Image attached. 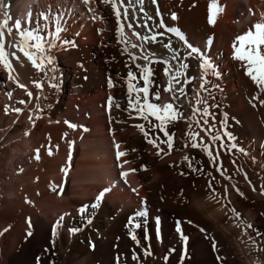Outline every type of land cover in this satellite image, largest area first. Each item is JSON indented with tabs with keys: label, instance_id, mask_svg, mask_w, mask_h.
I'll list each match as a JSON object with an SVG mask.
<instances>
[{
	"label": "bare ground",
	"instance_id": "6f19581e",
	"mask_svg": "<svg viewBox=\"0 0 264 264\" xmlns=\"http://www.w3.org/2000/svg\"><path fill=\"white\" fill-rule=\"evenodd\" d=\"M40 1L39 4L36 0H3L7 7H0V21L4 19L5 11L12 17L9 26L13 25L16 19H21L25 21L22 27H27L29 12L33 13V22L40 12H45L50 17L63 14L60 26L64 29L60 34L61 40L56 41V47L48 50V54L53 58V63L48 65V68L53 70L45 69L48 72L49 84L55 83L57 87L50 86L44 95H39L43 88L33 83L35 76H40L43 72L33 67L21 52L17 51L19 60L12 59L15 69L12 75L20 84L26 85L27 91L33 94L31 97L27 96L24 88L9 79L5 67H0V130L3 128L0 131V146L7 143V148L20 150L17 154L22 151L24 159L31 161L28 165L23 162L22 167L18 168V164L22 163L19 158L23 157L13 154V157H9L15 156L16 159H10V165L5 167L7 153L0 151V191L3 194L0 227L11 225L12 229L9 228L11 230L6 236L15 238V243L12 241L10 244L13 251L11 256H8L10 263L248 264L241 259L242 250L248 247V243H244L246 247L243 243L238 246L234 234L225 229V225L232 224L236 230L237 223L243 228L248 223L259 224L258 221H262V224L264 221V104L253 99L259 95L260 100H264V92H260L245 74L243 62L233 58L232 47L236 38L233 33L235 26L232 27V4L241 6L246 5V2L217 0L223 11L214 13L215 23H209L211 0H157L156 4L145 0L144 8L149 15L155 17L158 6L165 24L178 27L190 43L205 51L220 74L217 77L209 72V82L205 85L209 91L200 90L202 70L197 67L199 61L188 58L186 62L190 67L187 75L196 78L190 84H184V77H180L181 84L176 87H184L187 94L177 102L183 118L168 126L170 133H175L172 150L169 151L166 144L157 140L159 149L164 150L157 155L159 149L148 143L141 131L134 127L136 124H144L147 129L148 121L133 118L135 113L129 115V112L125 111L127 89L124 77L129 70L128 66H132L129 52L139 57L154 51L157 55L150 56V60L167 58L172 66L176 67L178 61L171 60L172 52L164 49L161 44H148L145 46L146 50L133 49L131 44H143V41L134 36L126 24L125 33L129 42H118L115 31L116 18L110 7L100 0H95L94 3L90 0L88 6H85L82 0H44L43 4ZM247 1L252 10L251 5L256 6V0ZM89 7L94 11L89 12ZM138 9L137 5L136 15L139 22L143 23V14L139 13ZM259 11L264 17V7L258 6L253 12V24L260 21ZM131 12L130 9V16ZM173 12L177 15L176 20L171 18ZM93 16L97 18L93 20ZM101 16L103 19L99 18ZM159 19L160 17H155L148 22L154 32L163 31L156 28ZM47 23V31L50 32L54 22L50 19ZM136 31L148 34L144 28H136ZM62 36H68L67 41L70 43H61ZM5 37L6 50L10 56L16 49L8 48L7 44L18 39V36L15 31L11 36L5 31ZM210 37L212 43L207 45ZM169 38L173 40L174 47L183 48L182 42L171 33H166L162 39L167 42ZM124 48H127L128 52H124ZM186 51L183 50L181 55ZM136 62L145 63L140 59ZM153 67L155 83L151 85V89L153 92L159 91L161 99L156 101L151 95L149 99L158 104L172 102V94L163 90L168 81L163 71L165 65L156 63ZM133 71L138 70L133 66ZM53 76L55 80H51ZM109 78L112 79L114 87H109ZM140 83L142 85L143 82ZM213 85L219 87H212ZM193 86L195 91L192 90ZM106 88L120 98L117 101L114 99L111 109L108 107V97L103 96ZM85 99H100V109L97 107L100 112L113 109L112 124L108 126L107 117L100 115L98 118L102 128L101 135L106 141L101 145L98 143L99 148L98 145L96 147L97 151L99 150L96 158L100 156L98 161L87 162L84 172L75 171L80 180L78 186L83 190L76 191L72 184L65 185L63 199L55 202L49 191L56 172L44 170L46 155L42 154L39 143L32 141L25 143L27 145L24 149L20 147L18 140L23 138L19 132L37 127L29 119L34 103L38 105V114L43 113L53 124H58L69 105ZM198 99L207 101L209 112L215 116L214 121L202 112L194 114L195 108L205 107L203 103H196ZM21 100L26 103L20 104ZM116 104L120 107H115ZM213 105L219 107H212ZM17 107L23 111H12ZM5 108L8 109L7 112ZM205 119L208 120V125L203 124ZM149 120L159 123L151 116ZM197 120L200 121L199 124L196 123ZM225 120L226 128L221 123ZM213 124L215 127L211 133L202 131V125L208 127ZM62 125L66 126L64 123ZM60 128L62 127L57 126V130ZM225 131L231 133L234 139L225 136ZM187 132H199L197 142L203 137L206 143H212L211 136L217 134L223 138L216 141L213 147L214 154L219 151L217 163H222L223 175L210 163L209 157L201 148L190 146L192 141L186 135ZM108 133L115 139L110 141L112 138H108ZM157 135L164 139L158 130ZM117 144L120 146L119 151L126 153L120 160H117L113 150L115 148L117 151ZM221 144L224 145L223 148H220ZM233 144L236 145L235 148L231 147ZM37 149L39 155H42L40 157H43L42 166L38 165L39 159L36 162ZM185 156L193 160V167L202 171H192L184 160ZM125 160L128 163H123ZM113 162L115 165L123 164L124 169H121L122 172H128L127 177L121 176L120 169L112 165ZM131 169L135 171H130ZM209 181H212V188L208 186ZM233 185L243 195H240ZM225 186L228 189L226 197ZM105 188L110 191L97 201L98 195ZM132 188L136 191L133 192ZM78 194L81 197L78 198ZM209 194L211 195L208 196ZM93 204L99 206L91 207ZM83 205L89 207L86 212L81 213L80 208ZM232 208L241 214L240 217L245 213L246 219L237 218L231 211ZM141 210L147 211L145 217L136 215ZM18 211H22L21 219L16 215ZM12 215H15L14 218H11ZM61 217L63 220H60ZM8 220L10 223L7 224ZM136 224L141 226L136 227ZM177 227L188 238L186 242L181 239ZM71 229L78 231H70ZM5 230L2 231L5 233ZM28 232L31 234H26ZM4 233L0 236L4 237ZM132 235L136 236L139 244L132 239ZM258 237V246H254L259 249L260 255L252 258V263L264 264V250H261L264 249V236ZM28 245L29 248H26ZM248 248L253 249V246ZM145 249H150L151 255H146ZM171 249L175 251H170ZM134 252L138 255V260L132 258ZM166 255L167 261L164 259Z\"/></svg>",
	"mask_w": 264,
	"mask_h": 264
},
{
	"label": "snow or ice",
	"instance_id": "6c2138e0",
	"mask_svg": "<svg viewBox=\"0 0 264 264\" xmlns=\"http://www.w3.org/2000/svg\"><path fill=\"white\" fill-rule=\"evenodd\" d=\"M91 2H95V0H91ZM101 3L108 5L110 10L114 14L116 18V33L118 42L120 43H128L129 38L125 33V24L129 30H132V34L136 36L139 40L143 41V44H131L133 49L140 48L141 50H146L145 46L148 44H161L162 47L166 50L172 52L171 60L178 61V66L173 67L170 63L169 59L162 58L157 59L155 61L150 60V56H156L157 54L153 51L148 54L141 55L139 57L133 55L129 52V57L132 62V66H128L129 70L124 77L126 80V89H127V108L126 112H129V115L135 113V117L143 119L144 121H148V128L146 129L144 124H136L134 127L138 128L141 133L147 139V142L152 144L153 146L159 149V144L157 140H160V143L166 144L169 151L172 150L174 145L175 133H170L169 124L183 118V113L180 111V108L177 102L181 97H186V92L184 87H176V85L181 84L180 77H184V84H190L193 79L196 77L188 76L187 70L190 65L186 62L188 58H192L194 60L199 61L197 67L202 70V75L200 77L201 84L200 90L209 91L205 85L209 82L207 80V76L209 72L212 75L219 76V72L216 70V65L211 61V58L207 55L205 51H202L201 48L194 46L190 43L186 37V35L178 28V27H170L167 26L161 17L160 9L157 6L155 17H160L156 28L163 29V31H153L152 27L149 25V21H152L155 17L149 15L144 8L145 0H100ZM153 4L157 3V0H151ZM82 3L85 6H88L90 0H82ZM139 6V13L143 14L144 20L143 23L139 22V19L136 15V7ZM0 7L6 8L7 6L4 4L3 0H0ZM130 9L132 10L130 16ZM89 12L94 11L92 8L87 9ZM223 8L220 7L217 3V0H211L209 4V23H215L214 13L222 12ZM33 13L29 12L27 14V27H22L21 19H16L14 24L9 26V21L12 17L9 15L7 11L4 12V19L0 21V63H3L5 69L8 70L9 79L14 80L20 88H24L27 92V96L31 97L33 94L31 91H27V87L24 84H20L15 76L12 73L15 71L12 59L19 60L20 57L17 55V51L21 52L24 57L32 64L33 67L38 70L45 72L47 68L48 71H52L53 69L48 68V65L53 63V58L48 54V50L56 47V41L61 40L60 34L64 31V29L60 26V21L63 18V14H60L57 17H50L45 12H40L35 21L33 22ZM97 17L93 16L92 19L95 20ZM103 19V16L99 17ZM171 18L173 20L177 19V15L175 12L171 14ZM52 19L54 22V27L52 31H47L48 29V21ZM44 21L45 23H41ZM135 24V28H134ZM136 28H144L147 30L148 34L141 33L136 31ZM17 33L18 39L9 41L7 44L8 48L16 49V51H12L10 56L8 51L6 50V37L5 31L9 36L12 35L13 31ZM166 33L173 34L180 42H182L183 48L174 47V42L171 38L164 42L162 39ZM51 37V39H49ZM61 43L68 44L69 41L62 40ZM212 38L210 37L207 40V45H211ZM233 58L243 62V67L245 69V74L250 77V79L255 83L260 92H264V22L255 23L252 28H250L247 32L242 35H239L235 38L233 44ZM187 50L185 54L182 56L181 53L183 50ZM124 52H128L127 48L123 49ZM137 59L145 61L144 64L137 63ZM156 63H162L165 65L163 68L164 74L168 77L167 85L164 87V91L172 94V102H167L164 104L154 103L149 99L151 95L154 100L159 101L161 99V93L159 91L153 92L151 89V85L155 83L153 77L155 74V69L153 67ZM133 66L138 71H133ZM47 75V72H45ZM51 80H55V77H51ZM143 82L142 85L140 82ZM175 82V83H174ZM37 87L42 88L43 84L38 81H34ZM109 87H114L113 81L111 78L108 80ZM50 86L55 88L57 85L55 83H50ZM212 87H219V85H213ZM11 96V93H9ZM197 96H199V90L197 91ZM254 100H259L260 104H264V100H260L259 95L253 97ZM20 104H25V100L19 101ZM114 103V98L108 97V107L111 109ZM197 104L203 103L205 107L203 109L195 108L194 114L197 112H202L204 116L210 117L213 121L215 120V116L213 113L209 112V107L207 106L206 100L198 99L196 101ZM115 107L119 108L120 105L116 104ZM212 107H219L218 105H213ZM5 112L8 111L7 108L4 109ZM12 111L16 113H20L23 110L19 107L12 109ZM154 117L156 121L159 123H153L149 120V117ZM38 118V117H37ZM29 119H32L30 116ZM65 123L69 124V127L76 128L77 125L70 124L65 121ZM197 124L200 123L199 120L196 121ZM222 125L226 128V120L221 122ZM204 125H208V120L205 119L203 122ZM191 127V126H189ZM215 125H211L208 127L201 126L202 131L205 133H211L214 129ZM157 130L163 134L164 139H160L157 135ZM186 135L189 137V140L192 141V148H201L202 151L206 153L209 157V161L211 164L216 166L217 171L221 172L223 175L222 163H217L219 159V151H216L215 154L213 152V147L215 142L218 140H222L223 138L217 134L211 136L212 143H206L203 137H200L199 142H197V137H199V132H187ZM225 136L229 139H234L231 133L225 131ZM187 146V145H186ZM119 144L116 145V158L120 160L121 157L126 155L125 152L119 151ZM224 145L221 144L220 148H223ZM232 148H235L236 145H231ZM242 150V149H241ZM135 151V149H133ZM163 149H159L157 155L160 152H163ZM49 154H51V150L49 149ZM167 154V153H165ZM36 158L39 159V150H36ZM184 160L188 163L189 168L192 171H202V169H197L193 167V160L185 156ZM123 163H128L125 160ZM234 163V162H233ZM123 167V164L120 165ZM130 171H135V169H131ZM128 172H121V176L127 177ZM247 178V177H246ZM214 179V178H213ZM127 182V181H125ZM209 188H212V181H209ZM233 188L240 194L239 189L233 185ZM110 191V189L105 188L97 197V201L101 200L104 197L106 192ZM135 192V189H132ZM214 191V189H213ZM227 186H225V197L227 195ZM215 199V197H213ZM98 204H93L91 207H98ZM89 205H83L80 208L81 213L87 211ZM231 211L235 214L237 218L241 216V214L235 209L232 208ZM137 216L145 217L147 215L146 210H141L136 213ZM63 220V217L60 218ZM157 224H159V218H156ZM59 225V221L57 222ZM140 224H136V227H140ZM240 225H237L239 227ZM246 229H253V225L248 223L246 225ZM70 231H78V229H71ZM203 231V230H202ZM159 235V229H157ZM177 232L180 234L181 239L183 241H187V237L183 235L181 229L177 227ZM256 236H264V234L259 231L256 232ZM147 238V237H146ZM132 239L139 244L135 235H132ZM249 240L252 241L253 244L256 243V240L253 236L248 237ZM215 247V243L213 244ZM264 250V249H261ZM170 251H175V249H171ZM146 255H151L150 249H145ZM186 254V252H185ZM134 260H138V255L134 252L133 257ZM119 259V258H118ZM165 261H167L168 256L164 257Z\"/></svg>",
	"mask_w": 264,
	"mask_h": 264
},
{
	"label": "rangeland",
	"instance_id": "374dc122",
	"mask_svg": "<svg viewBox=\"0 0 264 264\" xmlns=\"http://www.w3.org/2000/svg\"><path fill=\"white\" fill-rule=\"evenodd\" d=\"M39 1L40 0H36V2H38V3H39ZM242 1L246 2V5L245 4L241 5L242 7L239 6L238 4H235V5L232 4V8L234 9V14H233L234 20L232 22L233 23L232 27L235 26L233 28V33H234L235 37L244 34L250 28H252V26L254 25L252 23L253 22L252 19H254L253 12L257 10L258 6L264 7V0H256V6L251 5V7H253L254 11H253V9L251 10L247 0H242ZM40 2L43 4L44 0H41ZM259 13H260V18H259L260 21L259 22H263L264 17H262V12L259 11ZM237 20L238 21L240 20V21L238 22ZM234 23H236V24H234ZM67 39H68V36H66V37L62 36V40L67 41ZM222 55H223V53H222ZM0 67H4L3 63H0ZM45 72H47V71H45ZM45 72L40 73V76H35L36 77L35 81H39L43 84L42 88L44 90L41 89L40 90V91H42L41 93L39 91L40 96L44 95L45 92L47 93V91H49V88H51L49 81H48V79H49L48 78V72H47V75H45ZM35 77H33V78H35ZM47 81H48V83H47ZM60 82H61V80H60ZM61 85H63V84H61ZM192 90L195 91V86L192 87ZM110 91L111 90H108V88H106L104 90V92H105V93H103L104 98L109 97V96H111V97L113 96V98L116 99V101L120 100V98H118L114 92H112V91L110 92ZM190 95L194 96L192 94H190ZM99 100L98 99H85L84 101L78 100L77 103L69 105L67 110H64V112H63L62 118L64 120H62V118H61L59 120L60 123H58V124H56V123L53 124L52 121H50V118L45 116V114H43V113L41 115L38 114V112H39L38 111V105H36L34 103L35 106L31 110L29 115L32 117L31 121L37 127L32 129V130L25 131V132L24 131L19 132V134L22 135V138H23L21 140H18L20 147L22 146V149H24L25 145H27L25 143H30L32 141L34 143H39V148H40L42 154L46 155L47 163L44 166V170L45 171L46 170H52V171L56 172L55 179L51 178L52 183L50 184L51 186H50V191H49V195H52V198L55 202H59L63 199L62 195H64L63 191H64L65 185L70 186V184H72L73 189H75L76 191H82L83 188L78 186L80 184L79 183L80 180H79V176L77 174H75V171L84 172L87 169V167H86L87 162L98 161L97 158L100 157L99 156L96 158V156H98L97 154L99 152V150L97 151L96 147L98 145V148H99V144L100 145L104 144L106 139H105V137H103V135H101L100 130L102 128H101V126H99L101 124H100V120H98V118L100 117V115L107 117L108 119L106 118V122L109 126V124H112L111 123L112 122L111 113H113L114 110L112 109V110H110L111 111L110 112L109 110L106 109V112L105 111L100 112L99 111V109H100ZM107 102H108V98H107ZM97 107H99V109ZM65 121L69 122L70 124H75V125H77V127L76 128L69 127V124L65 123ZM63 123L66 124V126H63L62 125ZM96 124H97V126H96ZM52 126H53V128H51ZM57 126H61L62 128L57 130ZM96 127L97 128L99 127V128L97 129ZM1 129L3 130V128H1ZM2 130H0V131H2ZM32 131H35V132H32ZM108 138H112V139H110V141L115 139L114 136L113 135L111 136V134H109V133H108ZM99 140L101 143L99 142ZM8 148H7V143H4L3 145L0 146V151L2 152V150H4L7 153V161L5 163V167L10 165V163H11L10 159H13V161H14L16 159L15 156H19V155H20V157H23V158H19V162L20 163L22 162V163L18 164L19 165L18 168L22 167V164H24L23 162H25L26 165L31 163V161L29 159H27L28 161L24 159L22 151L19 154H17L20 150L18 151V149H13V148L8 149ZM49 149L51 150V154H49ZM113 150H114V154H115L116 153L115 148ZM13 154L15 155L14 156L15 159L10 158V157H13ZM40 156H42V155H39V157ZM20 159H24V160L20 161ZM37 160L38 159H36V162H37ZM42 162H43V157H40L39 161H38V165L42 166L41 165ZM112 165H115V163L113 162ZM120 165L121 164L118 163L115 166H117V168L120 169V172H122L121 168L124 169V167H120ZM17 170H19V169H17ZM126 180H124V182ZM232 182H234V181H232ZM95 183L96 182L94 181V184ZM90 184H93V183H90ZM97 188L99 189L100 186H97ZM132 189H135V188H132ZM210 195L211 194H209L208 196H210ZM2 196H3V194L0 191V205L2 203L1 199H3ZM77 196H78V198L81 197V195H79V194ZM21 214H22V211H18V213L16 215L18 216V218H20L22 216ZM13 216H15V215H12L11 218H14ZM245 217H247V216L245 215V213H243L242 217H240V218L246 219ZM9 220H8L7 224L12 222L11 220L9 222ZM258 222H259V224H252L253 225V231L251 229H247V231H245L246 230L245 226H243V228H242V226L236 227V230H235L234 229L235 227L232 224H231L232 227H231V225L230 226L225 225V229L228 230L229 232H231V234H234V240L236 241L238 246L241 243H243V245L245 247L247 245L246 243H248V247L253 246V249L246 247L247 249L245 248L244 250H242V254H243L242 257L243 258L240 256L241 259L243 261H246L248 264H253L252 261H253L254 257H256V255L257 256L260 255L259 249H257V247L254 246V244L251 242V240L246 239L247 235L250 234L251 236H253L255 238V240L257 242V243H255V245L258 246V243H259L258 240H260V239L255 234L257 231H259V232L261 231L260 233L264 234V221L262 224H261L262 221H258ZM237 225H240V224L237 223ZM237 225H235V226H237ZM5 226H4V228H3V226H2V228L0 227V234L4 233V231H2V230H5V229L7 230V231L5 230L4 237H3V235L0 236V251H1V253H0V256H1L0 257V261H1L0 264H11L10 261L8 260V256H11V252H13V251H11V245L10 244L13 242L15 243V238H10L9 236H6V234H8V232L12 229V226L11 225H7L6 227ZM10 227H11V229H9ZM254 231H256V232H254ZM29 232L26 234H31ZM240 236L242 238H240ZM244 239H246V242L244 241ZM2 242H4L5 244L3 243V245H2ZM26 244H28V243H26ZM26 248H29V245ZM1 249H3V250H1ZM254 249H257L258 252L256 250H255L256 251L255 252ZM16 250H15V252H16ZM5 254H6V256H5Z\"/></svg>",
	"mask_w": 264,
	"mask_h": 264
}]
</instances>
